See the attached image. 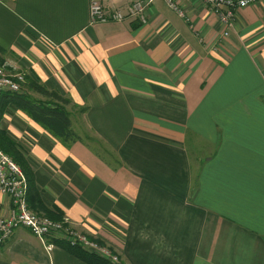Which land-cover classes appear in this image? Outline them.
I'll return each mask as SVG.
<instances>
[{"label":"crops","instance_id":"1","mask_svg":"<svg viewBox=\"0 0 264 264\" xmlns=\"http://www.w3.org/2000/svg\"><path fill=\"white\" fill-rule=\"evenodd\" d=\"M173 1L184 15L151 0L147 22L92 23L90 0H0L4 62L28 95L32 79L69 99L78 139L13 102L0 125L50 215L124 264H264V0L226 37L202 0ZM53 244L19 227L0 264H89Z\"/></svg>","mask_w":264,"mask_h":264},{"label":"built area","instance_id":"2","mask_svg":"<svg viewBox=\"0 0 264 264\" xmlns=\"http://www.w3.org/2000/svg\"><path fill=\"white\" fill-rule=\"evenodd\" d=\"M108 0H90L91 22L123 21L126 18H136L140 22H147L146 8L151 0H132L128 7L109 8ZM179 14L184 15L173 0H166ZM210 10L215 12L222 25V36H229L234 27L237 13L249 5L262 0H202ZM12 67V68H11ZM25 69L12 63L0 64V92L22 90L26 82ZM0 193L9 197L10 207L6 213L0 212V246L13 235L19 227L27 228L32 234L39 237L48 248L53 246L50 239H63L71 245L101 254L113 262L119 256L113 254L109 247L101 245L99 241L74 228L67 217L54 219L44 213L34 211L27 199L28 179L26 173L0 146ZM49 242V243H48Z\"/></svg>","mask_w":264,"mask_h":264},{"label":"trees","instance_id":"3","mask_svg":"<svg viewBox=\"0 0 264 264\" xmlns=\"http://www.w3.org/2000/svg\"><path fill=\"white\" fill-rule=\"evenodd\" d=\"M4 52V48L0 46V64L4 63ZM29 88L43 96L48 97L50 100L33 98V96L28 95L24 92V90L18 92H0V123L8 104L13 102L18 107L26 110L34 120L41 123L55 135L60 136L69 142L76 141L78 139V135L72 127L70 113L63 106V104L69 102V99L62 96L59 91L50 90L43 83H39L32 79H29ZM0 146L7 154L13 156L15 161L21 165L26 173L28 179L27 199L31 209L44 213L54 219H62L64 216L50 215V213L46 210V207L42 204L38 193L39 191L36 186L32 165L28 161L25 153L8 136L7 132L1 128V125ZM96 240L99 241V243H103L99 239ZM50 241L58 244L89 264H116V262H113L111 259L108 260V258L101 254L71 245L63 239H50Z\"/></svg>","mask_w":264,"mask_h":264},{"label":"rangeland","instance_id":"4","mask_svg":"<svg viewBox=\"0 0 264 264\" xmlns=\"http://www.w3.org/2000/svg\"><path fill=\"white\" fill-rule=\"evenodd\" d=\"M24 92H26V90H24ZM30 92H32L33 94H32V96H33V98H41V99H44V100H50L48 97H46V96H43V95H41V94H36L37 92H35V91H29V93ZM62 95V94H61ZM63 96V95H62ZM75 118V117H74ZM2 128V127H1ZM3 129V128H2ZM4 130V129H3ZM190 155H191V158L192 157H194L195 156V154H194V151H192V150H190ZM11 156V155H10ZM12 158H13V156H11ZM14 159V158H13ZM15 160V159H14ZM196 162V159H194L193 158V163H195ZM194 171H195V169H194ZM71 224V223H70ZM72 225V224H71ZM73 226V225H72ZM74 227V226H73ZM75 228V227H74ZM103 243H100L101 245H103V246H105L106 245V247H109L110 248V250H111V252L113 253V254H117L118 256H119V259H118V261H116V264H124V262H122L121 261V259H120V255H119V252L117 251V249L115 248H113L112 246H111V244L108 242H106V241H103V240H101ZM107 258V257H106ZM108 260H110L109 258H108Z\"/></svg>","mask_w":264,"mask_h":264}]
</instances>
